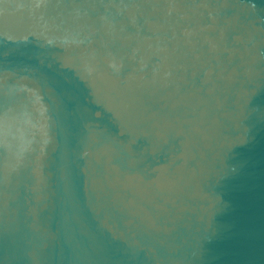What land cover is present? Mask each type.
<instances>
[{
    "label": "water",
    "instance_id": "1",
    "mask_svg": "<svg viewBox=\"0 0 264 264\" xmlns=\"http://www.w3.org/2000/svg\"><path fill=\"white\" fill-rule=\"evenodd\" d=\"M0 264H264V0H0Z\"/></svg>",
    "mask_w": 264,
    "mask_h": 264
}]
</instances>
